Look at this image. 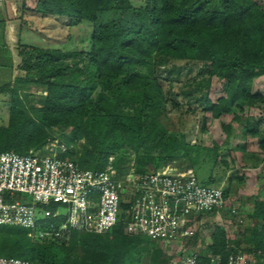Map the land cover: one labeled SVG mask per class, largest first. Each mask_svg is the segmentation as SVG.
<instances>
[{
    "label": "trees",
    "instance_id": "1",
    "mask_svg": "<svg viewBox=\"0 0 264 264\" xmlns=\"http://www.w3.org/2000/svg\"><path fill=\"white\" fill-rule=\"evenodd\" d=\"M35 9L43 15L88 21L112 9L131 10L133 15L127 25L114 19L94 28L89 51L71 64L65 58L75 54L32 45L18 50V69L24 74L14 80L7 124H0V151L26 154L81 138L80 151L70 149L65 155L80 168L92 169H103L113 157L119 175L128 172L130 155L139 173L171 164L180 152L187 162L179 168L192 167L196 172L207 156L217 162V144L204 147L185 142L181 135L169 133L159 119L178 103L162 90L157 75L159 63L168 59L202 63L208 79L196 82L198 90L212 76L225 80L224 95L216 100L206 93L194 97L212 117L238 111L239 120L244 109L264 104V96L252 91L253 79L264 74V8L257 0H38ZM26 85L44 89L40 106L20 96ZM243 119V136L257 137L264 152L259 123L253 124L249 116ZM261 164L264 168V160ZM217 175L200 182L220 186ZM222 189L229 198V190ZM45 208L53 212L56 205ZM250 218L253 225L234 239L213 226L210 243L197 251L201 261L206 262L208 255L225 259L242 251L250 253L256 264H264V198L254 201ZM64 219L63 215L39 217L36 230H56ZM31 230L1 225L0 255L49 264H140L136 258L144 249L148 264H171L173 256L162 248L177 247L124 234L122 224L104 234L68 229L60 236L39 239L29 236ZM196 239L197 234L185 245L193 250Z\"/></svg>",
    "mask_w": 264,
    "mask_h": 264
},
{
    "label": "rangeland",
    "instance_id": "2",
    "mask_svg": "<svg viewBox=\"0 0 264 264\" xmlns=\"http://www.w3.org/2000/svg\"><path fill=\"white\" fill-rule=\"evenodd\" d=\"M38 0H5L0 2V124L6 125L10 107L11 89L15 88V78L23 76L24 72L18 69L20 58L18 50L26 45L58 50L63 53L75 54L67 56L66 62L79 61L89 51L91 36L94 28L101 24L121 19L122 23L129 24L133 11L108 10L99 12L95 21L79 20L51 14H40L35 7ZM258 4L264 1L257 0ZM202 63L188 60L168 59L158 65V76L162 79L160 87L169 93L170 99L178 103L174 108H167L159 118L166 130L171 134L181 135L185 142L190 144L211 147L218 145V153L214 162L210 157H204L197 164L196 172L199 182L209 178L212 174L221 178V187L229 190L228 206L217 213H208L203 216L197 231L195 253L204 250L209 244L211 229L220 226L226 231L230 239L237 238L239 233L247 231L253 225L250 214L256 199L264 198V152L258 146L257 137L243 136L242 126L246 116L252 117L253 124L259 123V130L264 134V104L253 108H246L241 113L242 119H236L239 113L222 114L212 117L204 112L199 102H194V97L206 93L212 100L224 95L225 80L210 77L209 84L199 90L196 82L208 79V75L201 69ZM252 91L264 96V74L253 79ZM185 92L187 94H185ZM191 94H190V93ZM21 97L27 99L35 106H40V99L45 91L42 87L26 85L19 90ZM228 126V128H227ZM69 130L64 134H69ZM59 137L54 143H58ZM84 144L83 139H77L73 144H68L69 149L80 151ZM67 145V144H66ZM143 151V150H142ZM140 151V152H142ZM77 154V152H76ZM130 163L135 157L130 155ZM224 161L226 164H221ZM187 162L180 152L171 164L178 166ZM224 169V172H222ZM15 198L29 200L25 194L15 195ZM39 239L37 232L29 235ZM150 242L163 244L148 239ZM193 240V239H192ZM190 247H188L189 249ZM244 248V247H243ZM163 251L173 256L171 264H183L182 251L177 248H162ZM248 253V252H246ZM250 254V253H248ZM140 264H148L149 255L140 249L136 258ZM253 258L251 264H256Z\"/></svg>",
    "mask_w": 264,
    "mask_h": 264
},
{
    "label": "built area",
    "instance_id": "3",
    "mask_svg": "<svg viewBox=\"0 0 264 264\" xmlns=\"http://www.w3.org/2000/svg\"><path fill=\"white\" fill-rule=\"evenodd\" d=\"M5 0H0L3 2ZM61 143L30 150L26 154L0 151V226L32 229L40 236H60L76 230L104 234L118 224L127 235H141L163 244L177 245L183 264H251L246 252L225 259L198 253L185 245L195 238L203 216L228 206L221 186L199 182L192 167L166 164L143 173L133 164L119 175L109 157L103 169L80 168ZM25 194L29 200L15 198ZM56 205L53 212L45 207ZM63 215L56 230H36L39 217ZM0 264H49L0 255Z\"/></svg>",
    "mask_w": 264,
    "mask_h": 264
},
{
    "label": "crops",
    "instance_id": "4",
    "mask_svg": "<svg viewBox=\"0 0 264 264\" xmlns=\"http://www.w3.org/2000/svg\"><path fill=\"white\" fill-rule=\"evenodd\" d=\"M1 4V3H0Z\"/></svg>",
    "mask_w": 264,
    "mask_h": 264
}]
</instances>
